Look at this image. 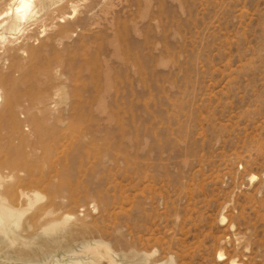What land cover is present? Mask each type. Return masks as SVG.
Segmentation results:
<instances>
[{"label":"rangeland","instance_id":"1","mask_svg":"<svg viewBox=\"0 0 264 264\" xmlns=\"http://www.w3.org/2000/svg\"><path fill=\"white\" fill-rule=\"evenodd\" d=\"M60 10L81 24L45 68L57 105L0 124L17 155L0 175L31 202L5 197L36 224L1 240L0 264H110L94 241L114 264H264V0Z\"/></svg>","mask_w":264,"mask_h":264},{"label":"bare ground","instance_id":"2","mask_svg":"<svg viewBox=\"0 0 264 264\" xmlns=\"http://www.w3.org/2000/svg\"><path fill=\"white\" fill-rule=\"evenodd\" d=\"M60 4H63V0H0V89L7 98L0 112V124H14L18 112L27 115L50 112L52 107L57 105L55 98L63 93L61 84L57 80L50 81V74L45 68L53 61H58V52L66 43V39H69L70 32L81 24L75 19L66 29L61 28L59 22L63 21L65 13L60 10ZM73 10L75 12L72 6ZM39 124L37 120V126ZM40 149L32 148L31 153L26 156L27 159H36ZM16 158V154L4 151L0 155V171L13 172V160ZM45 174L46 178L48 173ZM5 194H12L14 201L25 199L27 203L31 202L21 187H12L0 175V246L3 238H15V227L23 225L31 234L36 228V224L31 220L20 224L25 208L8 201ZM38 198L39 194L34 193L33 199ZM47 209L42 204L41 215L45 214ZM66 220L67 218L63 221ZM63 225L53 223L42 227L41 232L46 235L50 230ZM63 238L65 235L58 236L52 243ZM94 243L92 252L98 247L101 248L103 256L110 264H114L108 255V247L100 241ZM86 250L88 251V248ZM101 255L99 253L97 257ZM156 264H173V261L168 257Z\"/></svg>","mask_w":264,"mask_h":264}]
</instances>
